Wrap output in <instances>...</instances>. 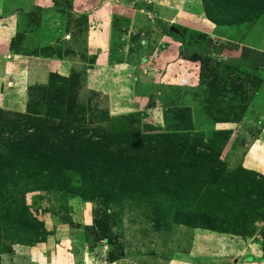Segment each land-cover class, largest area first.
<instances>
[{"label":"rangeland","instance_id":"1","mask_svg":"<svg viewBox=\"0 0 264 264\" xmlns=\"http://www.w3.org/2000/svg\"><path fill=\"white\" fill-rule=\"evenodd\" d=\"M250 263L264 0H0V264Z\"/></svg>","mask_w":264,"mask_h":264},{"label":"crops","instance_id":"2","mask_svg":"<svg viewBox=\"0 0 264 264\" xmlns=\"http://www.w3.org/2000/svg\"><path fill=\"white\" fill-rule=\"evenodd\" d=\"M183 19V18H182ZM189 18H185V19H183L182 21L183 22H185V23H187V21L186 20H188ZM208 29V28H207ZM9 54H11L10 52H8ZM15 55V54H14ZM17 56V55H16ZM235 246H238V248H243V243L242 242H238V244H234ZM250 264H255V263H250Z\"/></svg>","mask_w":264,"mask_h":264}]
</instances>
